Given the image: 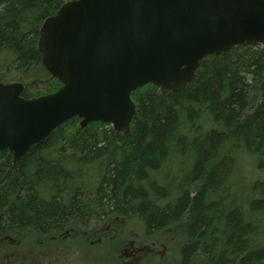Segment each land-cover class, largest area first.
Segmentation results:
<instances>
[{"label": "trees", "instance_id": "trees-1", "mask_svg": "<svg viewBox=\"0 0 264 264\" xmlns=\"http://www.w3.org/2000/svg\"><path fill=\"white\" fill-rule=\"evenodd\" d=\"M66 1L0 0V80L25 98L60 85L37 40ZM130 97L126 132L73 116L14 163L0 150V243L86 228L162 246L156 264H264V43L205 56L179 91Z\"/></svg>", "mask_w": 264, "mask_h": 264}, {"label": "water", "instance_id": "water-1", "mask_svg": "<svg viewBox=\"0 0 264 264\" xmlns=\"http://www.w3.org/2000/svg\"><path fill=\"white\" fill-rule=\"evenodd\" d=\"M262 43L264 0H68L37 40L57 89L25 98L0 81V150L14 163L73 116L126 132L137 87L179 91L205 56Z\"/></svg>", "mask_w": 264, "mask_h": 264}, {"label": "rangeland", "instance_id": "rangeland-1", "mask_svg": "<svg viewBox=\"0 0 264 264\" xmlns=\"http://www.w3.org/2000/svg\"><path fill=\"white\" fill-rule=\"evenodd\" d=\"M3 56L0 51V69L4 64ZM133 237L136 240L137 237ZM135 240L130 242V236L125 234L104 238L86 228L50 240L28 236L7 239L0 243V264H156L155 256L166 258L160 249L162 246H158L153 255L145 251L148 245L140 246Z\"/></svg>", "mask_w": 264, "mask_h": 264}]
</instances>
